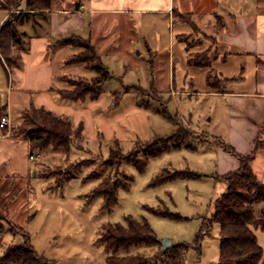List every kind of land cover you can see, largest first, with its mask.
Wrapping results in <instances>:
<instances>
[{"label": "rangeland", "instance_id": "obj_1", "mask_svg": "<svg viewBox=\"0 0 264 264\" xmlns=\"http://www.w3.org/2000/svg\"><path fill=\"white\" fill-rule=\"evenodd\" d=\"M90 1L52 0L51 9L76 10L82 5L83 11H88ZM19 9L11 13L0 3V19L5 13V20L22 13L15 25L23 21L32 27L33 19L24 17L28 13L25 0ZM33 11L40 13L42 9ZM84 17L91 28H97L95 50L100 65L90 70L94 79H101L99 98L105 101L100 121L94 122L93 133L86 130L83 138L74 140L67 151L51 146L35 151L40 177L32 176L30 188L24 186L20 193L25 196L24 207L14 204L18 198L11 199L14 196L11 192L14 183L9 184L11 177L0 178L2 183L10 185V191L2 192L5 183H0V255L9 245L27 240L48 264H105L107 252L98 241L103 225L124 223V217L130 215L145 219L161 241L171 238L174 243H189L183 264H215L219 256L220 226L212 222L205 230V225L215 199L225 190L223 181L215 177L216 149L235 159L245 154L240 153L232 139L235 128H229V120L236 114L230 111L227 96L208 92L216 89L208 85L205 72L219 69L220 63L211 52L206 54L202 50L203 46L213 45L212 51H220L214 40L204 37L215 38L214 28L210 29L194 15L192 21L202 32L182 34L179 27L184 23L183 13H176L173 18L152 12L86 13ZM79 48L76 53L89 54L84 47ZM0 55L7 61L10 48L6 53L0 49ZM240 60L241 57H229L222 64L238 77ZM5 61L0 59V97L7 85ZM217 75L212 77L214 83L224 88V80ZM62 78L72 90L77 84L93 82V78L77 74ZM116 113V123L108 126L104 116ZM178 127L189 131L187 139L178 147L147 157L142 170L128 157L135 153L134 158L140 161L145 158L146 144ZM98 132L103 135L98 136ZM237 138L246 140L248 135L241 131ZM112 150L115 157L111 156ZM163 170L200 176L177 177L154 184ZM124 176L129 186L118 189L117 202L112 208L105 205L102 196H90L104 179L122 182ZM152 209L177 213L180 217L156 214ZM255 209L258 211L257 205ZM253 231L264 249L263 231L259 228ZM197 235L201 236L198 244ZM137 252L153 257L159 249L136 245L118 253Z\"/></svg>", "mask_w": 264, "mask_h": 264}, {"label": "crops", "instance_id": "obj_2", "mask_svg": "<svg viewBox=\"0 0 264 264\" xmlns=\"http://www.w3.org/2000/svg\"><path fill=\"white\" fill-rule=\"evenodd\" d=\"M89 5L88 11H83L82 5H79L76 10L55 7L40 13H26L24 17L33 19L34 28L19 21L16 28L20 29L17 28V31L19 30L21 37L10 45L11 55L7 61L0 55V59L8 65L7 85L0 97V115L7 113L11 120L9 129L0 127V178L11 177L9 184L14 183V189L11 191L14 196L11 199L18 198L14 204L24 207L25 196H20V193L24 186L30 188L28 186L32 176L40 177L38 164L29 159L30 141L26 137L14 135L11 131V127L20 121L24 111L31 107H40L56 115L67 116L73 127L81 125L83 134L86 130L93 133L94 122L100 121L102 104L105 101L104 98H99L100 95L95 99L87 95L78 100L63 96V91L72 90V86L62 78L63 75L77 74L89 79L94 76L84 62H65L70 55L80 50L79 47L60 44L62 38L76 35L89 39L96 48L97 28H91L86 23V13L98 15L152 12L167 14L172 18L176 13H183L185 24L179 27L182 34L202 32L192 21L194 15L200 17L201 22L210 26V29L214 28L215 38L207 35L204 37L214 40L220 51H212L213 45L203 46L202 51L206 54L211 52L220 64L219 69H207L205 78L207 79L210 71L216 75L218 73L217 77L224 80L225 86L223 91L212 89L208 92L227 96L228 107L236 114L229 120V128H235L232 138L235 147H239L240 153L245 155H249L250 151L254 152L250 161L252 169L256 177L264 181L263 0H173L172 3L169 0H91ZM6 17L7 13L1 17L0 24ZM229 57H241L240 67L237 68L240 76L235 77L231 74L233 72L228 71L229 67L222 64L227 63ZM230 84L232 87H227ZM117 117L118 113L104 116V119L110 126L116 123ZM241 131L248 135L246 140L237 138ZM102 135V132H98V136ZM256 143H259V147L254 150ZM216 150V178L240 167L239 159L226 153L221 154L218 148ZM9 184L6 182L2 185V192L10 191ZM256 205L258 211H255L259 213L264 202Z\"/></svg>", "mask_w": 264, "mask_h": 264}, {"label": "trees", "instance_id": "obj_3", "mask_svg": "<svg viewBox=\"0 0 264 264\" xmlns=\"http://www.w3.org/2000/svg\"><path fill=\"white\" fill-rule=\"evenodd\" d=\"M22 1L0 0V3L6 11L13 13L20 8ZM51 3L52 0H25L28 9L26 12L51 9ZM21 16L22 13H18L14 18L4 20L0 25V49L3 53L8 52L10 45L19 40L15 22L21 20ZM60 44L84 47L89 52L88 55L74 53L65 60L66 63L84 62L90 69L100 65L95 46L89 39L72 35L62 38ZM213 76V72L210 71L207 76L208 85L215 88L216 91H223V87L214 83ZM100 83L101 79H93V82H85L82 85L75 84L77 88L63 91V96L78 100L89 95L95 99L99 95L98 86ZM21 120L18 126H12L11 131L16 136L21 135L28 138L31 152L46 149L48 146L67 151L74 140L83 138L81 125L73 127L69 117L56 115L40 107H31L24 111ZM25 124L29 127H26ZM16 126L18 129L14 130ZM188 136L189 131L186 128L178 127L171 134L158 137L146 144L145 158L137 161L134 158L135 153L129 154L128 157L130 156L138 169L142 170L146 165L147 157H154L163 150L178 147ZM257 147H259V143L254 145V150ZM117 152L119 153L116 149ZM116 153L112 150L111 156L113 157ZM253 153L239 158L240 167L237 170L218 177L225 184V190L215 199L213 212L206 225L204 224L205 230L212 222H217L220 226L219 256L215 264H264V249L258 243L253 231L254 228H259L264 233V206L259 213L255 211V205L264 202V181L256 177L250 164ZM183 176L198 177L200 175L187 171L169 172L163 170L153 183ZM128 186L129 182L125 176L122 182L104 179L91 191L90 196H102L105 205L112 208L117 202L118 189H126ZM152 211L173 218L180 217L177 213L158 209H152ZM200 237V235L196 236V244ZM98 241L104 245L107 252L105 264H182L186 250L190 246L186 242H176L172 243L170 248L161 250V240L157 238L148 222L145 219H135L130 215L124 217V223L103 225ZM136 245L158 247L159 252L153 257H148L140 252L119 255V250ZM0 264H48V262L27 243V240H24L20 244L9 245L0 255Z\"/></svg>", "mask_w": 264, "mask_h": 264}, {"label": "built area", "instance_id": "obj_4", "mask_svg": "<svg viewBox=\"0 0 264 264\" xmlns=\"http://www.w3.org/2000/svg\"><path fill=\"white\" fill-rule=\"evenodd\" d=\"M11 126V120H10V117L7 113H4V114H1L0 115V127L1 128H8ZM38 156V153H35V152H29V159L30 160H36Z\"/></svg>", "mask_w": 264, "mask_h": 264}, {"label": "water", "instance_id": "obj_5", "mask_svg": "<svg viewBox=\"0 0 264 264\" xmlns=\"http://www.w3.org/2000/svg\"><path fill=\"white\" fill-rule=\"evenodd\" d=\"M171 242H172L171 238L162 239V241H161V244H162L161 245V250H166V249L170 248Z\"/></svg>", "mask_w": 264, "mask_h": 264}]
</instances>
